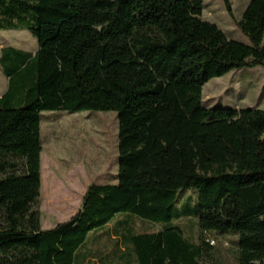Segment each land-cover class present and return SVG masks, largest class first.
<instances>
[{
  "label": "trees",
  "instance_id": "16d2710c",
  "mask_svg": "<svg viewBox=\"0 0 264 264\" xmlns=\"http://www.w3.org/2000/svg\"><path fill=\"white\" fill-rule=\"evenodd\" d=\"M223 1L249 45L204 20L203 0H0V31L38 43L0 56V264H205L211 234L238 238L236 264H264V110L202 97L212 79L264 70V0L240 20ZM56 111L116 112L119 172L43 230L41 114ZM182 219L198 221L197 243Z\"/></svg>",
  "mask_w": 264,
  "mask_h": 264
},
{
  "label": "rangeland",
  "instance_id": "374dc122",
  "mask_svg": "<svg viewBox=\"0 0 264 264\" xmlns=\"http://www.w3.org/2000/svg\"><path fill=\"white\" fill-rule=\"evenodd\" d=\"M236 20H240L250 0H229ZM202 18L216 24L230 39L249 45L248 39L236 28L223 0H203ZM14 47L36 53L38 43L30 32L0 31V56L3 48ZM8 81L0 67V97L6 92ZM203 107L264 110V70L262 68L232 71L210 80L203 87ZM41 224L43 230L71 219L82 207L88 187L95 183H117L119 172V121L116 112L65 111L41 114ZM115 180V181H114ZM181 200L195 197L197 190L180 193ZM182 202V201H180ZM130 220L137 232L157 231L158 227L134 218ZM115 219L113 222H115ZM194 219H182L180 225L197 243L199 230ZM113 226L111 225L112 229ZM210 237L215 245L205 264H236L238 248L236 236ZM237 253V254H236Z\"/></svg>",
  "mask_w": 264,
  "mask_h": 264
},
{
  "label": "built area",
  "instance_id": "2783aa9c",
  "mask_svg": "<svg viewBox=\"0 0 264 264\" xmlns=\"http://www.w3.org/2000/svg\"><path fill=\"white\" fill-rule=\"evenodd\" d=\"M211 245H214V242L213 241H211Z\"/></svg>",
  "mask_w": 264,
  "mask_h": 264
},
{
  "label": "crops",
  "instance_id": "0c3cea01",
  "mask_svg": "<svg viewBox=\"0 0 264 264\" xmlns=\"http://www.w3.org/2000/svg\"><path fill=\"white\" fill-rule=\"evenodd\" d=\"M42 189V188H41Z\"/></svg>",
  "mask_w": 264,
  "mask_h": 264
}]
</instances>
